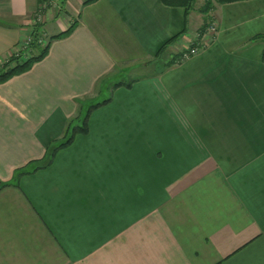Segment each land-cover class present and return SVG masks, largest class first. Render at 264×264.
Masks as SVG:
<instances>
[{
	"label": "crops",
	"instance_id": "crops-1",
	"mask_svg": "<svg viewBox=\"0 0 264 264\" xmlns=\"http://www.w3.org/2000/svg\"><path fill=\"white\" fill-rule=\"evenodd\" d=\"M50 1L41 30L65 31L66 7L72 31L0 83V264H264V0L214 4L207 46L161 72L203 0L186 21L160 0ZM39 2L0 0V67Z\"/></svg>",
	"mask_w": 264,
	"mask_h": 264
},
{
	"label": "trees",
	"instance_id": "trees-1",
	"mask_svg": "<svg viewBox=\"0 0 264 264\" xmlns=\"http://www.w3.org/2000/svg\"><path fill=\"white\" fill-rule=\"evenodd\" d=\"M93 1L95 0H84L83 3L86 4L89 2H93ZM160 1L167 6H176V7L183 8L185 21L187 20V16L189 12L193 9L194 4H195V0H160ZM234 1H241V0H203V3L199 8V11L203 15V24L197 32L198 36H201L207 30V27L213 22V19L209 17V13L213 9L214 4H223V3L234 2ZM74 26H75V22L73 21L71 22V24L68 25L65 31L59 32L55 35H50L46 43H43V40H42L43 30H41V24L32 25L30 28V42L26 46L27 48L26 52L24 54L22 53L13 54L8 60H6L2 64V66L0 67V83H3L7 81L9 78L27 71L32 66L33 63L41 60L47 54L48 48H49V45L52 39L57 38V37L67 36L72 31ZM181 33L182 31L168 38L165 42L161 44V46L158 48V50L154 54L155 61L159 62L162 60V65L159 70L160 72L163 71L165 68L177 62L179 53L172 55L166 61L163 60V58L161 57L163 56L168 45L173 43L179 37ZM258 37L264 40V35H258ZM261 56L262 58H264V49L262 51ZM131 83L132 81L127 83V85L129 86ZM86 129L87 128L85 126V120H84L82 125H79L76 128L71 130L70 135L67 138H65L63 142H61L57 146H53L52 148L46 151L45 158L44 160H42L40 165H37L30 170L23 168V170H21V172L18 173L17 176L22 173H26V172L28 173V172L35 171L38 168H41L43 166L50 164L55 152L60 147L67 145L71 141L72 137L74 136L76 132L85 133L87 131ZM17 176H15V178ZM7 184H8L7 182L0 181V187H3Z\"/></svg>",
	"mask_w": 264,
	"mask_h": 264
},
{
	"label": "built area",
	"instance_id": "built-area-1",
	"mask_svg": "<svg viewBox=\"0 0 264 264\" xmlns=\"http://www.w3.org/2000/svg\"><path fill=\"white\" fill-rule=\"evenodd\" d=\"M51 3L52 2L50 0H40L39 5H37L35 12L37 10L39 11L38 16L40 17L39 19L41 21H42L43 13L40 12L42 11H44V13L47 12L49 10V7L51 6ZM32 19L30 23L31 22L33 23ZM215 30H216V26H215V22L213 21L201 36H198V34H196L195 40L179 53L177 62H181L187 59L188 57L198 53L202 49H204L207 46L208 42L211 40V33H214ZM29 42H30V35H28L24 40L23 46L26 47ZM16 53H18V50L16 51Z\"/></svg>",
	"mask_w": 264,
	"mask_h": 264
},
{
	"label": "rangeland",
	"instance_id": "rangeland-1",
	"mask_svg": "<svg viewBox=\"0 0 264 264\" xmlns=\"http://www.w3.org/2000/svg\"><path fill=\"white\" fill-rule=\"evenodd\" d=\"M199 4V2H198V0H196V3L194 4V5H198ZM49 10H50V13L49 14H51V16L53 15H55V12L58 10V12L60 11L59 9H57V8H54L52 5L49 7ZM48 10V11H49ZM65 10V11H64ZM64 10H62V11H64V14L62 15V17L64 18V19H66V27H68V25L69 24H71V22H73L74 21V19H75V14L74 13H70L68 10L69 9H67L66 7L64 8ZM48 11L47 12H45L44 13V11H42V12H40V13H43V17H42V21L39 19L40 17L38 16V14H39V11L37 10L36 12H35V10H34V14H33V16H32V20H33V25L34 24H38L39 23V21L40 22H42L43 23V21H44V15H46V13H47V15H46V17L48 18ZM68 11V12H67ZM41 23V25H44V23L42 24ZM29 24H30V20H29ZM47 25L49 26V25H51V22L49 23V22H47ZM31 27V26H30ZM42 30H43V27H42ZM47 34V31L44 29V31H42V35H43V43H46V41H47V39H48V37L49 36H47L46 35ZM134 75L133 76H136L138 73L137 72H135V73H133ZM129 78H134V77H129ZM100 100H102V99H99L98 101H100ZM88 105V104H87Z\"/></svg>",
	"mask_w": 264,
	"mask_h": 264
}]
</instances>
